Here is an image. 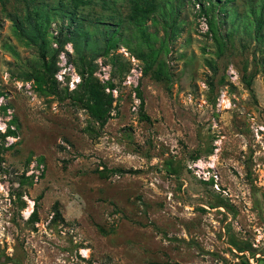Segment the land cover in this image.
Instances as JSON below:
<instances>
[{
  "label": "rangeland",
  "instance_id": "1",
  "mask_svg": "<svg viewBox=\"0 0 264 264\" xmlns=\"http://www.w3.org/2000/svg\"><path fill=\"white\" fill-rule=\"evenodd\" d=\"M66 1L0 0V264H264V0L85 8L102 25L77 50L111 97L104 126L61 42ZM35 9L54 86L34 79Z\"/></svg>",
  "mask_w": 264,
  "mask_h": 264
},
{
  "label": "trees",
  "instance_id": "2",
  "mask_svg": "<svg viewBox=\"0 0 264 264\" xmlns=\"http://www.w3.org/2000/svg\"><path fill=\"white\" fill-rule=\"evenodd\" d=\"M98 1L96 0H67L65 3L61 2L59 5V9L62 13V15L67 16L71 22L75 24V27L73 28V31H69L70 35L64 39V41H61L62 43L65 41H71L73 43V46L76 49V52L79 55V61L76 62V68L79 71V74L82 78V83L80 86L81 92V98L86 96V105L90 112V115L92 118L100 125L104 126L107 119L110 116V110H111V97L110 95H107L104 93L102 86L92 77L93 68L94 66L91 65L90 61H86L85 53L78 52V46H83V49L86 51L89 47V36L90 31H88L86 28L89 27L91 29H97L102 25V23L99 21V18L92 17V14L90 12H85V8H91L95 4H97ZM103 3V2H102ZM103 5V11L106 10L105 3ZM144 8L142 13L147 14L152 9L153 6L151 3H149L147 0H144ZM135 9H138L137 7ZM139 10V9H138ZM84 12L86 14H84ZM33 15L35 17H38L37 19V25L32 28V33H35V36L41 38L43 46H41V62L40 66L38 68V71L36 72V76L34 77L35 81L38 83V85L47 84L48 82L51 83L52 86H54L56 83L53 79V75L56 71L55 66V60L57 51H49L46 52V48L48 45L46 44V31L45 29H40V26L42 23L47 24L48 23V16H45V13L38 12V9H35L33 11ZM101 18L104 16L102 13ZM95 20V21H94ZM40 22V23H39ZM39 23V24H38ZM86 29V31H85ZM99 31V30H98ZM101 33V32H100ZM102 36L106 39V44L102 48L101 53L103 55H107L111 49L115 48V43L112 42L111 37L105 36V33H102ZM84 43V44H82ZM44 51V52H43ZM46 54H49V61H46ZM30 76H28L29 79ZM82 99H80L81 101ZM142 108V107H141ZM14 134L11 131H8L7 133L0 134V137L3 139L5 136ZM212 182V179L210 180ZM56 215L58 213L56 212ZM31 221H37V212L36 210H33L30 217Z\"/></svg>",
  "mask_w": 264,
  "mask_h": 264
},
{
  "label": "built area",
  "instance_id": "3",
  "mask_svg": "<svg viewBox=\"0 0 264 264\" xmlns=\"http://www.w3.org/2000/svg\"><path fill=\"white\" fill-rule=\"evenodd\" d=\"M60 58L62 59V60H64L65 59V56H60ZM65 64V63H64ZM64 70L66 69V67L65 68H63ZM62 70V69H61ZM66 74V72L65 71H63L62 72V74H57L56 75V79L58 80V81H61L63 78V75H65ZM132 79V78H131ZM131 79H130V77L127 79V81H131ZM134 79V78H133ZM134 81V80H133ZM76 82H78V81H76ZM73 83V82H72ZM71 83V84H72ZM72 87H73V84H72ZM0 130H2L1 128H0ZM190 169L192 170V172H193V174L199 179V180H202V181H209V180H211V178L212 179H214V182H216L217 181V176H215V174H211L210 172H208V171H205V169H204V166H203V161L201 160V159H197V160H195L193 163H192V165H191V167H190Z\"/></svg>",
  "mask_w": 264,
  "mask_h": 264
}]
</instances>
